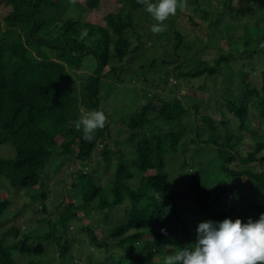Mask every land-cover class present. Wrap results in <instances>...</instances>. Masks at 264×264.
Returning <instances> with one entry per match:
<instances>
[{
	"label": "trees",
	"instance_id": "1",
	"mask_svg": "<svg viewBox=\"0 0 264 264\" xmlns=\"http://www.w3.org/2000/svg\"><path fill=\"white\" fill-rule=\"evenodd\" d=\"M118 1L121 4L118 11L104 17L107 27L86 25L88 36L80 39L82 24L78 19L63 18L65 13L61 18L50 14L52 11L60 12L65 3L56 0H6L9 9L2 22L12 28L21 26L23 29L28 25V30L24 31L23 41H11L8 33L0 31V146L10 144L14 149L13 157L0 159V179L8 181L11 191L9 187L7 189L13 192V197L20 191L28 192L32 208L37 203L42 204L41 210L33 209V212L37 222L44 224L46 229L44 233L27 229L23 234L26 239H37L49 246L54 243L55 228L45 214L49 190L43 176L52 154L60 150L61 154L72 155L77 161H88L97 142L108 138V119L105 127L96 131L91 142L85 141L82 130H76L70 121L82 117L80 105L88 111L105 113L98 97L101 70L109 65L112 58L121 61L131 50L132 37L128 32H134L133 12L144 6L136 0ZM99 2L84 0L87 9L92 11L97 9ZM184 2L192 5V11L201 13V18L210 26L219 24L232 7L230 0H214L215 5L209 4L206 8L202 7L201 0ZM232 14L238 17L236 10ZM186 18L192 26L200 24L190 14ZM241 34L235 39L233 33L226 34L229 41L235 40L229 43V49L238 51L241 37L246 38L244 48L253 46L255 41L250 33L244 30V35ZM87 40H91V44H87ZM175 40L174 49L183 40L176 31ZM263 45L261 41L258 51L263 49ZM87 54L95 56L98 63L93 74L87 77L83 100L77 109L76 99L69 90L66 68H81L82 59ZM229 58L221 55L214 62L221 65ZM214 72H217L216 68L204 67L196 70L195 75ZM187 74L194 75L192 71ZM258 76V85L256 82L253 85L245 83V94L241 99L227 98L219 104L217 112L222 120H215L196 107L194 137L190 130L183 128L146 135L148 111L153 110L166 123L183 120L188 112L179 100H161L155 105L150 99L125 123L128 130L125 142L134 151L129 164L123 161L121 150L112 151L105 147L101 158L106 168H112L110 181L105 187L90 172L78 170L72 174L67 189L72 201L58 206L60 230L65 232L69 221L82 220L89 216L91 210L102 212L107 219L108 212L123 206V220L110 229L109 235L116 240L118 247L134 246L135 255L111 258V264H165L167 254L178 253L184 246L195 243L196 229L201 222H220L226 218L233 222L240 219L242 223H247L249 218L257 221L264 214V70ZM237 77L240 78L239 74ZM232 121L237 125L236 130L230 125ZM204 134L205 139L202 138ZM245 142H251L250 147L245 148ZM189 143L197 147L191 163L184 159ZM202 144L204 147H198ZM211 146L214 156H204L203 152H209ZM178 154L184 157L180 162L175 159ZM112 155L119 156L114 165L110 162ZM171 166L190 169L183 192L178 185L179 179L172 181V174L168 172ZM136 171L140 180L138 187L133 188L127 181L134 177ZM186 197L191 202L187 211L184 210ZM12 201L9 197H0V229L4 223L1 217ZM27 205L25 202L24 207ZM79 212L83 217L77 215ZM93 226H87L84 231L94 248H99L102 245L94 235ZM161 229H165L167 234H162ZM6 233L0 231V264H20L15 254L38 253L36 247H25L15 241L19 237L18 227L13 225L8 230L14 242H5ZM167 242L174 244L171 253L164 251ZM58 250L64 257L66 244H61ZM27 264L40 263L31 261Z\"/></svg>",
	"mask_w": 264,
	"mask_h": 264
},
{
	"label": "rangeland",
	"instance_id": "2",
	"mask_svg": "<svg viewBox=\"0 0 264 264\" xmlns=\"http://www.w3.org/2000/svg\"><path fill=\"white\" fill-rule=\"evenodd\" d=\"M58 3H65V8L56 13L50 14L55 17H73L78 19L81 24V32L88 30L86 25H96L107 27L104 17L107 14H115L121 4L118 0H100L96 10H89L84 4V0H56ZM229 10L223 17L222 21L216 26H210L209 22L201 18V13L192 11V5L185 3L183 10L176 13L175 17L170 16L163 22L165 30L159 34H153L151 27L157 21L153 19L145 7L134 13V32H128L132 37L130 43V52L121 60L112 58L109 65L101 70V81L99 84V102L102 109L107 115L110 127L107 131L108 138L99 140L96 149L88 161H77L72 155H64L60 150H56L44 167L43 176L48 184V198L45 200V214L51 219L53 234L55 235L52 246L37 239H26L23 234L27 229L37 232H43L45 225L37 222L33 212L42 209V204L37 203L32 208L28 192L20 191L17 196L13 197V192L9 183L5 179H0V197H9L12 201L10 208L1 217L4 221L0 231L5 234V242H14L8 230L10 227L19 228V237L15 241L21 242L25 247H36L38 253L18 255L15 258L20 264H27L31 261H37L40 264H111V258L118 259L135 255L134 246L115 245V241L110 238L109 231L115 225L123 220V206L108 212V218L104 219L103 213L91 210L89 216L82 220L74 219L67 224V230L62 232L58 226L59 205H66L72 200L67 193L71 183L72 174L78 170L90 172L94 178H99L100 183L105 187L110 181L112 168L105 167L106 163L101 158V152L106 147L108 150H121L124 154L123 161L130 163L134 156L131 146L127 145L128 130L125 126L128 118L138 112L141 106L145 105L152 99V103L158 105V101L179 100L182 106L187 109V117L183 120L174 122H163L157 114L148 111L149 122L145 126V134L175 132L183 128L190 130L194 137V109L202 111L215 120H222L221 115L217 112L220 110L219 104L225 99H241L245 94L246 85H258V75L264 70V45L263 49L258 51L259 43L264 42V0H230ZM157 3L158 0H152ZM202 7L206 8L215 5L214 0H201ZM8 6L6 0H0V31L8 33V39L11 41L25 38V32L28 25L16 27H7L2 18L7 12ZM237 11L235 16L233 11ZM184 14V16H183ZM190 14L194 17L195 22H200L198 26H192L186 18ZM57 15V16H56ZM213 16V15H211ZM173 18V19H172ZM140 19V21H139ZM212 19V18H211ZM244 30L250 33L255 41L249 49L244 48L245 37L238 41L240 53L229 49V43L234 42L237 35H244ZM179 32L182 36L181 45L174 49V33ZM233 33V40L226 38V34ZM21 36V37H20ZM135 38H139L138 40ZM257 39V41H256ZM258 40L260 41L259 43ZM91 44V40L86 41ZM45 49V48H44ZM46 50V49H45ZM112 50V46H111ZM251 50V51H250ZM47 51V50H46ZM249 51L252 52L249 55ZM48 54V53H47ZM239 54V55H238ZM221 55L230 56L227 63L223 62L217 65L214 62ZM51 56V55H50ZM52 57V56H51ZM97 59L92 54L83 57L81 68L72 69L67 67L69 75V90L78 104L82 102V92L87 83V77L91 76L97 68ZM114 67V68H113ZM216 68L217 72L203 73L195 75L196 70L202 68ZM192 71L194 75L188 76ZM195 71V72H194ZM185 73V76L183 75ZM239 74L240 78L237 77ZM258 76V77H257ZM257 77V80H255ZM243 79V80H242ZM158 99V100H157ZM82 116H86L88 110L82 105L79 107ZM232 129L236 130L237 125L231 122ZM231 129V128H230ZM246 135V134H245ZM205 134L202 136L205 139ZM251 142H245L244 146L250 147ZM204 147V144L198 147ZM196 144L189 143L186 146L185 158L178 154L175 159L179 162L185 159L191 163V157L195 150ZM213 146L204 151V156L213 157ZM14 149L10 144L0 146V159L13 157ZM118 155L110 157L111 165L116 164ZM177 161V164L179 163ZM170 164V162H168ZM263 167L261 165H257ZM178 166H176L177 168ZM199 167V165H198ZM168 168L172 174L173 182L179 179L181 191L186 190L188 171L181 167L176 169ZM182 169V171H181ZM140 174L134 172V177L127 181V184L133 188L138 187ZM177 185V184H176ZM177 185V187H178ZM9 187V189H7ZM3 196V197H2ZM185 197V196H184ZM25 202L28 203L24 207ZM184 210L190 209L191 202L186 197L184 199ZM24 207V208H22ZM22 209V212L19 210ZM20 213V214H19ZM49 214V215H48ZM81 217V213H77ZM83 217V216H82ZM93 226V232L96 239L99 240V248H94L84 231L87 226ZM147 238V237H146ZM168 243V242H167ZM66 244L64 257L60 256L58 247ZM172 242L164 247V251L171 253Z\"/></svg>",
	"mask_w": 264,
	"mask_h": 264
},
{
	"label": "clouds",
	"instance_id": "3",
	"mask_svg": "<svg viewBox=\"0 0 264 264\" xmlns=\"http://www.w3.org/2000/svg\"><path fill=\"white\" fill-rule=\"evenodd\" d=\"M157 21L153 24V34L165 30L163 22L170 16H175L178 8L183 10L184 0H136ZM88 36L87 29L82 30L80 39ZM106 115L103 111L93 110L82 116L74 124L76 130L83 132V139L91 142L95 139L98 129L106 125ZM162 234H167L161 229ZM194 244L186 245L178 253L167 254L165 264H264V214L257 221L248 219L242 223L240 219L234 222L224 219L220 222L211 220L201 222L196 229Z\"/></svg>",
	"mask_w": 264,
	"mask_h": 264
}]
</instances>
